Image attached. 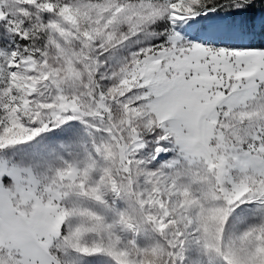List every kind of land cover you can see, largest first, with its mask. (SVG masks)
<instances>
[{"label":"snow or ice","instance_id":"1","mask_svg":"<svg viewBox=\"0 0 264 264\" xmlns=\"http://www.w3.org/2000/svg\"><path fill=\"white\" fill-rule=\"evenodd\" d=\"M0 264H264V0H0Z\"/></svg>","mask_w":264,"mask_h":264}]
</instances>
